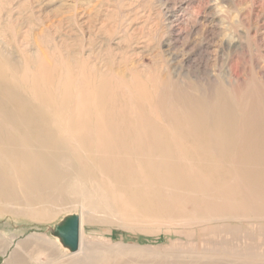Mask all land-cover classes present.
Wrapping results in <instances>:
<instances>
[{
  "label": "rangeland",
  "instance_id": "374dc122",
  "mask_svg": "<svg viewBox=\"0 0 264 264\" xmlns=\"http://www.w3.org/2000/svg\"><path fill=\"white\" fill-rule=\"evenodd\" d=\"M2 115L99 121L113 141L102 162L67 128L76 177L51 220L0 214V264H55L46 245L59 262L264 264V0H0ZM70 214L75 253L51 234Z\"/></svg>",
  "mask_w": 264,
  "mask_h": 264
},
{
  "label": "bare ground",
  "instance_id": "6f19581e",
  "mask_svg": "<svg viewBox=\"0 0 264 264\" xmlns=\"http://www.w3.org/2000/svg\"><path fill=\"white\" fill-rule=\"evenodd\" d=\"M2 116L0 119V214L12 213L20 207V214L29 216L33 220H51L54 218L51 204L57 198L67 195L64 187L65 178L76 177L75 164L71 166L68 161L67 154L71 151V142L70 137L65 133L67 128L83 141L84 138L95 134L99 139L96 141V146L101 149L98 158L102 162L104 155L108 156L109 151L105 145L113 141L111 133L105 132L99 121H94L93 124L89 120L74 121L67 123L68 127L64 130L57 126L55 130L49 127L52 119L44 115ZM74 134L72 135L75 136ZM51 246L53 247L46 245V249H49L50 262L55 264L101 263L86 258L89 255L59 262L60 256ZM38 249L40 251L38 250L37 254H41V247L39 246ZM9 264H25V260L15 256Z\"/></svg>",
  "mask_w": 264,
  "mask_h": 264
},
{
  "label": "water",
  "instance_id": "95a60500",
  "mask_svg": "<svg viewBox=\"0 0 264 264\" xmlns=\"http://www.w3.org/2000/svg\"><path fill=\"white\" fill-rule=\"evenodd\" d=\"M79 216L70 214L64 217L51 231L52 236L56 237L63 248L69 253H75L79 247Z\"/></svg>",
  "mask_w": 264,
  "mask_h": 264
}]
</instances>
